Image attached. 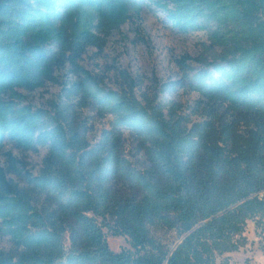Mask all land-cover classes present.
Segmentation results:
<instances>
[{
	"label": "trees",
	"instance_id": "16d2710c",
	"mask_svg": "<svg viewBox=\"0 0 264 264\" xmlns=\"http://www.w3.org/2000/svg\"><path fill=\"white\" fill-rule=\"evenodd\" d=\"M141 1L0 0V150L47 149L38 175L11 155L0 167V235L13 246L0 264H228L249 222L264 235V0H147L209 46L139 97L135 79L109 89L81 62ZM65 70L52 109L26 104L20 91ZM179 92L198 99L165 98ZM89 114L113 119L94 144ZM105 229L129 249L111 251Z\"/></svg>",
	"mask_w": 264,
	"mask_h": 264
},
{
	"label": "rangeland",
	"instance_id": "374dc122",
	"mask_svg": "<svg viewBox=\"0 0 264 264\" xmlns=\"http://www.w3.org/2000/svg\"><path fill=\"white\" fill-rule=\"evenodd\" d=\"M209 46L204 33L183 35L175 30L166 15L151 6L149 1L142 0L129 13L127 20L114 30L106 40L102 50L90 48L84 55L81 65L98 76L105 87L119 90L127 87L126 75L137 81V95H152L157 84L176 80L181 71L176 61L185 55L197 58L206 55ZM72 75L68 71L56 73L57 82L46 83L44 87L32 92L20 91L26 97V104L35 109H52L61 99V82L68 81ZM169 101L193 104L198 96L179 92L172 96H165ZM86 115L88 113L86 112ZM91 143H95L104 129H109L112 118L104 120L93 119L89 114ZM126 153L131 160H140L142 155L136 152L133 140L126 136ZM47 154V149L37 152H26L16 149L7 143L0 150V167L9 169V156L15 158L18 164L27 172L38 175ZM10 179L19 182V178L10 175ZM109 248L115 253L129 249V241L125 237H118L104 230ZM157 237L169 246L179 243L175 233L158 232ZM245 237L248 245L237 253L226 255L219 263L226 259L228 264H264V235L261 234L254 222H249ZM13 249L9 238L0 235V251L10 252Z\"/></svg>",
	"mask_w": 264,
	"mask_h": 264
}]
</instances>
